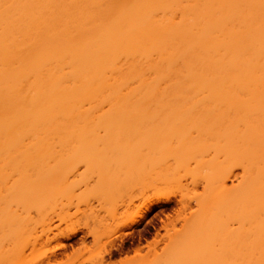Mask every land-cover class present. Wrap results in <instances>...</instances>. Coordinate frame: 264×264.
<instances>
[{"label":"bare ground","instance_id":"obj_1","mask_svg":"<svg viewBox=\"0 0 264 264\" xmlns=\"http://www.w3.org/2000/svg\"><path fill=\"white\" fill-rule=\"evenodd\" d=\"M192 117L209 134L215 167L163 253L134 264H264V0H0V264H25L28 206L42 210L44 192L98 142L119 172L139 168L155 202L172 200L159 188L166 145L132 121H177L180 137ZM95 120L111 133L99 136ZM182 138L175 162L203 143L191 149ZM56 144L65 152L52 163ZM143 207L123 225L138 223L151 209ZM68 229L60 232L70 238Z\"/></svg>","mask_w":264,"mask_h":264},{"label":"rangeland","instance_id":"obj_2","mask_svg":"<svg viewBox=\"0 0 264 264\" xmlns=\"http://www.w3.org/2000/svg\"><path fill=\"white\" fill-rule=\"evenodd\" d=\"M190 119L189 122H187L188 119L186 120L187 124L184 126L185 129L184 128L181 129L184 130V132H182L183 133L182 136L188 138V140L186 141V145L188 146V148L194 149L193 147L195 145L198 146V144H200L201 141L202 142L206 141L209 134L201 135L199 132H201V128L205 126H203V124L200 123L199 120L193 119V117ZM95 121L97 123H95ZM95 121H94L95 129L99 133L98 134L99 136L101 135L103 136V133H105L104 134L105 136L106 134H109L108 132L111 133V131L107 130L109 129V127L106 128V126L108 125H106L105 122L99 123L98 122L99 120H95ZM133 121L132 123L136 125L135 128L136 129L138 128L137 130L140 129L139 132L144 133L145 129H149L151 130V134L155 139H157L158 141L161 140V143L166 145L165 147H163L164 149L162 148L163 150L161 149L160 151L161 157L160 156L159 157L161 158L162 161L161 171L167 173V175L166 178L164 179L162 178V180L165 181L159 184V188L162 191H166V194L171 193L172 200H170L169 202H155L154 196L158 191L153 190V192L155 193L153 194L152 192L153 188H151L150 190L148 189V187L147 190L146 188H144L146 191H143L142 176L144 175H142L141 172L138 171L139 168H136L137 166L128 165V163H126L127 166L124 164L126 168L124 167L125 168L124 169L122 167L124 169V170L122 169L123 171L120 168V171H122V173L119 172L120 165L115 163L120 160L115 161V163L113 162L116 159H112L113 154H111L112 152L111 150H110L111 152H107V154L101 153L102 150L100 149H102L105 146V144L103 143L104 144L103 145L102 143L100 144V142H98V144L97 143L95 144L96 147L98 145L97 147L98 149L95 148L96 151L91 150L90 153L89 152L86 153V151H82V153L79 155V158L77 160V163L79 164L77 166V169L74 170V173L71 172L72 174L71 175L69 174V177L68 178L66 177L67 179H64L65 182L60 184V187L59 185L57 186L54 185V188L53 186L51 187L52 190L51 188H49L47 191L44 192V195L46 196V200H45L46 202L44 201V204L41 203V205L43 204L42 206L44 207V208L42 207L43 208L42 210L40 209L38 211L37 209L36 211V207L39 204L38 205L31 204V206L30 205L28 206L29 208L28 210L30 212L29 214L31 215V217L28 214L29 218L28 217L27 218L29 220V223L27 224L32 226V229L34 230L28 231L30 232L29 234H31V236H28L29 234L27 231L25 233H27L28 235H25V237L23 236V238L27 239L29 237L30 239L33 240V241L31 240L32 241L31 244H29V246L25 250V253L27 252L26 253L27 257H25V259L27 258L25 260L27 264H132V263L134 264L138 260L139 262H141L143 260L152 259L155 257L157 253L159 255L163 253L162 250L169 242L168 235L172 233L173 230L181 229L184 220L190 217L192 215L191 214L192 211L194 212V210L198 207L197 205L198 201L196 199L200 200L199 198H201L202 197L201 195L204 194L205 183H206L205 180L207 177L206 170L209 169V171L211 172L209 167L210 162H212L211 166L215 167L214 166L215 163L213 165V159L211 161V157L214 156L215 153L211 151V154L210 152L208 154L207 151L210 149H207L208 148L206 146L207 143L205 144V142H203L204 144L202 143L201 147H198L199 149L197 151L192 150L193 151L192 153L189 152L188 149L184 150L186 145L184 147L182 144L183 149L181 150L179 149V150L180 151L184 150L186 156L184 155L185 157H182L183 159H180L178 162H175L176 157L182 156V153L180 152L181 154L175 157V154H179V152H175L174 150L177 144L179 146L178 139L181 138L183 140V138L182 136L180 137L179 135L177 136L178 133H176L175 134L176 136L174 137L172 132L174 130L179 129V127L182 124L179 125L177 121L168 122L169 120L168 121L166 120L163 123L161 122V125L159 126L156 123H155L156 125L152 123L153 122L152 120H151L152 122L149 121L150 124L147 123L148 121L145 122V120H143L145 123L142 120H139L138 122L135 120L136 123ZM103 124L106 126H104ZM101 125L103 129H101L100 127ZM171 135H173L172 139L167 138V137H171ZM201 138H203L204 140H202ZM168 139L170 141L172 140L171 141L172 143L171 142L169 143V141H167ZM55 141H59V140H55ZM168 145L170 148L171 147L174 148L171 150H169V148L165 149L166 147H168ZM56 146L58 147L57 150H55L57 148ZM205 146L207 148H205ZM61 148H62L61 145L60 146H58L57 144L53 145L51 149L52 152L51 151L49 152V155L51 153L53 156L50 155L51 158L49 157L47 159L48 160L50 159V162H52V160L55 162L56 161L55 158L60 157L59 154L65 152L63 148L62 149ZM54 151H57L58 154ZM186 151H188V154L186 153ZM93 152H94L93 155H89ZM172 153L174 156H172ZM105 154L107 156H104ZM223 155L221 158L224 159ZM85 157L89 160V165H87L86 163L87 159ZM218 158H220V156ZM215 161L216 159L214 160V162ZM172 163H176V164H172ZM100 165H102L101 168ZM112 165L113 168L110 167ZM177 165H179V168L177 167L175 171L176 176L175 173L171 175L173 171L172 170L170 171V167L172 169V166H174L175 169ZM105 167L106 168L110 167V169L109 168L107 169L109 170L110 174H108V171L106 170ZM114 167H116V169L118 170L114 171L115 169ZM168 167H169V171L167 172L166 169ZM133 168H136L135 169L136 174H134ZM127 169L130 170L129 173ZM132 169H133V173L131 172ZM124 172L126 173L122 175ZM81 175H84V178L81 177ZM177 176L180 178H177ZM231 179L232 178L227 179V183L229 184V186L233 184ZM14 203L13 204L11 203V205L13 206L10 205L11 206L10 208L14 209L15 207V209L17 208L16 209L17 212L23 214L24 213V211L22 210L23 206L21 204L18 206L17 204ZM143 206H151V209L148 210L146 214L141 218V220L135 225L128 226L127 223L124 226L123 224L127 222L128 220L127 218L128 217L131 218V216H133L134 213L144 208ZM27 213L28 211L26 212V215ZM42 214H45V218L41 216ZM39 218L41 219L44 218V220L46 219L45 222L50 223V225L45 226L44 229L46 230V234L45 235L43 234L42 237L37 238L36 241L34 240L33 236L42 234L43 232L42 228L44 227V225H42L43 227L41 226V224H43V219L42 222H40L41 220ZM36 220H38V223L36 222ZM69 227H74V230L76 229V231L75 234H73L70 238H67L64 236L66 235L64 233L71 229V228L68 229ZM27 228L29 229V226ZM50 228L52 231L51 230L49 231ZM60 230L65 232L62 234ZM1 233L4 234V232L2 231ZM1 233L0 235L2 236L3 234ZM18 233L20 232L18 231ZM47 233H49L48 235L51 238L53 237L54 239L52 238V240L50 239V241L49 240L47 241V236H48ZM55 233L58 234L56 238L54 236ZM12 236L13 233L11 234V237ZM7 237L8 236H5L2 239L3 241L5 240L4 241L5 243L8 242ZM13 238L15 239V236ZM57 238L61 239L62 242L59 241L60 239H58V241L61 242V244L63 245L60 244V246H56V243L57 245L59 244Z\"/></svg>","mask_w":264,"mask_h":264}]
</instances>
